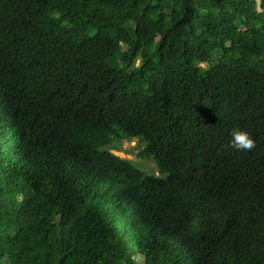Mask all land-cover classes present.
<instances>
[{
    "label": "trees",
    "instance_id": "16d2710c",
    "mask_svg": "<svg viewBox=\"0 0 264 264\" xmlns=\"http://www.w3.org/2000/svg\"><path fill=\"white\" fill-rule=\"evenodd\" d=\"M0 264H264V0H0Z\"/></svg>",
    "mask_w": 264,
    "mask_h": 264
},
{
    "label": "rangeland",
    "instance_id": "374dc122",
    "mask_svg": "<svg viewBox=\"0 0 264 264\" xmlns=\"http://www.w3.org/2000/svg\"><path fill=\"white\" fill-rule=\"evenodd\" d=\"M117 150V151H115ZM116 155L120 157L131 159L133 163L138 164L141 169H143L147 174H151V172L156 173L155 164L149 159H139L136 156V153L139 151V146H137L136 142L133 141H125L122 140L120 144L117 145V148H113L112 150ZM107 185L111 187L113 193L115 194L117 187H115L114 183L107 182ZM126 201V200H125ZM124 207L128 212L131 211L130 203H124ZM137 262L140 260L137 258Z\"/></svg>",
    "mask_w": 264,
    "mask_h": 264
},
{
    "label": "clouds",
    "instance_id": "9594fccd",
    "mask_svg": "<svg viewBox=\"0 0 264 264\" xmlns=\"http://www.w3.org/2000/svg\"><path fill=\"white\" fill-rule=\"evenodd\" d=\"M230 136H231V139L229 140V146L232 149H235L237 151H251L256 145V141L252 137V135L248 131H245L239 127L232 128L230 130ZM133 140L136 142V139L125 140V141H133ZM136 144H137V142H136ZM111 147H112L111 152L113 154H115L112 150H113V148H117V146L114 145ZM115 151H117V150H115ZM116 156H118L119 158H122V159H127V158L120 157L119 155H116ZM128 160H131V159H128Z\"/></svg>",
    "mask_w": 264,
    "mask_h": 264
}]
</instances>
